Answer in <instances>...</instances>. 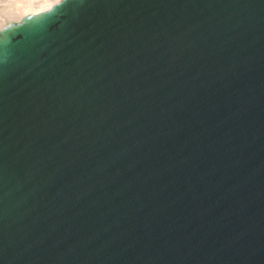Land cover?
Here are the masks:
<instances>
[{"label":"water","instance_id":"water-1","mask_svg":"<svg viewBox=\"0 0 264 264\" xmlns=\"http://www.w3.org/2000/svg\"><path fill=\"white\" fill-rule=\"evenodd\" d=\"M0 264H264V0L6 24Z\"/></svg>","mask_w":264,"mask_h":264},{"label":"bare ground","instance_id":"bare-ground-1","mask_svg":"<svg viewBox=\"0 0 264 264\" xmlns=\"http://www.w3.org/2000/svg\"><path fill=\"white\" fill-rule=\"evenodd\" d=\"M63 0H31L29 2L19 4L17 12L14 17L11 15L5 16L0 19V31L6 24L13 22H21L25 17L29 15H39L41 13L49 11L53 6L58 5Z\"/></svg>","mask_w":264,"mask_h":264},{"label":"rangeland","instance_id":"rangeland-1","mask_svg":"<svg viewBox=\"0 0 264 264\" xmlns=\"http://www.w3.org/2000/svg\"><path fill=\"white\" fill-rule=\"evenodd\" d=\"M31 0H0V19L5 18V16H13L17 12V6L29 2ZM19 23V22H13Z\"/></svg>","mask_w":264,"mask_h":264}]
</instances>
